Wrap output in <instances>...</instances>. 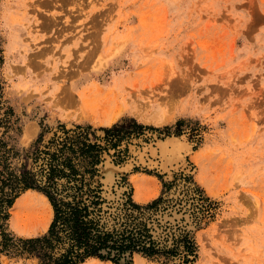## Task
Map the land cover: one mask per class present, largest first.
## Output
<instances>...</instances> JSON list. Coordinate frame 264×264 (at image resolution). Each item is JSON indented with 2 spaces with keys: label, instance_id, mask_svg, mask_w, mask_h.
I'll list each match as a JSON object with an SVG mask.
<instances>
[{
  "label": "rangeland",
  "instance_id": "rangeland-1",
  "mask_svg": "<svg viewBox=\"0 0 264 264\" xmlns=\"http://www.w3.org/2000/svg\"><path fill=\"white\" fill-rule=\"evenodd\" d=\"M128 117L146 127L111 147L99 127ZM59 123L88 125L89 139L105 146L94 175L102 208L113 199L101 175L114 194L117 187L116 206L127 186L114 172H172L140 217L159 245L187 231L194 254L185 261L178 243L172 252H133L132 264H264V0H0V138L15 152L8 170H36L28 154L60 133ZM200 171L213 194L194 184ZM27 190L6 209L14 236L43 233L52 216L33 191L39 206L24 208L14 226L13 206ZM174 201L190 219L162 220L177 227L156 232L149 212ZM26 217L34 221L23 226ZM37 261L0 252V264Z\"/></svg>",
  "mask_w": 264,
  "mask_h": 264
},
{
  "label": "trees",
  "instance_id": "trees-1",
  "mask_svg": "<svg viewBox=\"0 0 264 264\" xmlns=\"http://www.w3.org/2000/svg\"><path fill=\"white\" fill-rule=\"evenodd\" d=\"M6 111L3 113L11 114L10 110ZM7 120L5 118L3 122ZM144 127L146 125L128 117L99 128L103 131L102 138L115 147L121 139L140 134ZM57 128L60 133L53 131L43 148L36 147L28 154L32 162L39 161L34 171L25 169L16 173L8 170L7 159L15 152L0 138V252L13 256L35 255L37 264H82L94 257L115 263L122 258V264H132L133 252L147 256L157 251L172 252L181 243L184 260L193 256L194 247L187 231L183 230L175 237L172 235L171 247L159 245L157 237L140 217L142 209L155 207L161 196L141 205L123 191L124 198L118 205H110L114 202L111 200L106 208H102L105 199L101 195L100 183L94 182V175L105 146L89 139L88 125L74 124L66 128L59 123ZM120 179L123 180V176ZM25 188L38 190L47 197L52 216L43 233L14 236L5 227L6 209ZM177 201L181 203L182 200ZM181 209L177 207L178 211ZM158 213L153 222L162 228L160 233L168 224L177 227L176 222L161 224ZM166 239L164 235L163 240Z\"/></svg>",
  "mask_w": 264,
  "mask_h": 264
},
{
  "label": "bare ground",
  "instance_id": "bare-ground-1",
  "mask_svg": "<svg viewBox=\"0 0 264 264\" xmlns=\"http://www.w3.org/2000/svg\"><path fill=\"white\" fill-rule=\"evenodd\" d=\"M105 118H108L109 116H104ZM104 118V119H105ZM93 119V118H92ZM98 120V119H97ZM109 121H110V118L108 119ZM108 120H106V121H99V122H107ZM108 121V122H109ZM160 144H162V143H157L156 145H158V146H161ZM165 144V143H164ZM168 148V147H167ZM155 149V148H154ZM182 149V148H181ZM152 150H153V148H152ZM152 150H151V154H152ZM157 150H158V148H157ZM149 151H150V149H149ZM155 151H153V153H154ZM184 152V151H183ZM159 154V153H158ZM164 155H165V153H164ZM153 156V155H152ZM159 157V156H158ZM160 158V157H159ZM198 165H200L199 163H200V157H199V154H197V155H195V157H194V159H193ZM141 161V160H140ZM161 162V161H160ZM176 162V161H175ZM163 163V169H165V168H167L168 169V160L165 158V159H163V161L161 162V164ZM170 163V162H169ZM174 164H176V163H174ZM114 167V166H113ZM112 166H111V164L109 165V163L108 164H106V167H105V169H104V172H105V174H106V179H105V181L106 182H110L111 181V172H112V168H113ZM161 167H162V165H161ZM113 169H115V168H113ZM197 180L199 181V183H201L205 188H206V190H207V192L208 193H211V194H213V188L210 186V184L206 181V179H205V177H204V175H203V173H202V171H200L199 172V174L197 175ZM135 184V183H134ZM134 187H135V195H134V198L136 199V198H140V197H142L141 196V194H143L142 192H141V190H140V187L136 184V185H134ZM142 189V188H141ZM154 194V193H153ZM175 198V197H174ZM43 200L44 201H47L45 198H43ZM35 205L37 206L38 205V203L36 202V201H34V196H33V194H32V192H30V191H28L27 193H25L22 197H20V198H18L17 199V201L15 202V204H14V206H13V211H12V213H13V223H14V226H16V227H19V228H21V225H20V223H19V221H20V219H21V215L23 214V211H24V208H31L30 206H34L35 207ZM39 206V205H38ZM26 210V209H25ZM26 212H27V210H26ZM184 212V211H183ZM182 212V213H183ZM182 213H177V207L176 208H170V209H168V210H166V211H164V212H159L158 213V215H157V218H159V221L161 222L162 220H165V219H168V218H170L171 220H173L174 221V219H179L180 220V218L182 217H184L186 220L187 219H190L189 217V214L188 213H186L184 216H182ZM22 220H24V218H22ZM34 220H33V218L32 219H30L29 217H26L25 218V220H24V222L23 223H25L23 226H28L29 224H31L32 222H33ZM47 221V220H46ZM169 221V220H168ZM47 223V222H46ZM46 223L44 222V223H42L41 224V227H45V225H46ZM22 224V223H21ZM187 227H189V225L187 226ZM154 228H155V230H156V232H159V229H158V226H157V224H154ZM136 264H142L141 262H137Z\"/></svg>",
  "mask_w": 264,
  "mask_h": 264
},
{
  "label": "crops",
  "instance_id": "crops-1",
  "mask_svg": "<svg viewBox=\"0 0 264 264\" xmlns=\"http://www.w3.org/2000/svg\"><path fill=\"white\" fill-rule=\"evenodd\" d=\"M111 163H113V162H111ZM115 165L118 166V167L122 166V165L119 166L117 164H115ZM152 168H155L156 170H159V171L162 170V169L158 168L157 165H152ZM128 170H129V168L128 169H123L122 171L118 170V171L114 172L113 175L116 174V175L123 176V181L125 182V184L127 186L125 191L129 193V196H130L132 201H134V202H136L138 204H141V205L146 204L147 202H150L152 199L156 198L157 196L163 197L164 191L166 190V188L163 187V185H164L163 183H164L165 180H167V179L172 177V172H135V171L125 172V171H128ZM133 176L138 180L140 190L143 193L142 197L136 198V199L133 196L134 186H133V183H132V180H131V177H133ZM101 177H103V175H101ZM198 183L199 182H197V181L194 182L195 185H198ZM26 189H29L27 191L32 190L30 192L35 191V192L42 193V192H40L38 190H35L33 188H25V189L19 191L16 196H18L22 191H24ZM14 198H13V200H14ZM13 200H12V202H13ZM12 202H11V204H12ZM37 234H40V233H37ZM37 234L33 233V234H30V235H27V236H32V235H37ZM21 237H23V236H21ZM24 237H26V236H24Z\"/></svg>",
  "mask_w": 264,
  "mask_h": 264
},
{
  "label": "water",
  "instance_id": "water-1",
  "mask_svg": "<svg viewBox=\"0 0 264 264\" xmlns=\"http://www.w3.org/2000/svg\"><path fill=\"white\" fill-rule=\"evenodd\" d=\"M101 180H102V182L104 183V193L106 194V195H108V196H110L111 197V199H115V197H117V187L116 188H113L114 189V191H115V194L112 192V189H111V187L109 186V187H107L106 186V184H105V182L103 181V177H101ZM114 197V198H113ZM175 203L176 202H174V203H168V204H161V205H159V206H157V210H152V211H150L149 212V217H151L152 218V215H155L157 212H164V211H166L167 209H169V208H172L173 206H176L175 205ZM179 205V204H178ZM154 211V212H153Z\"/></svg>",
  "mask_w": 264,
  "mask_h": 264
}]
</instances>
